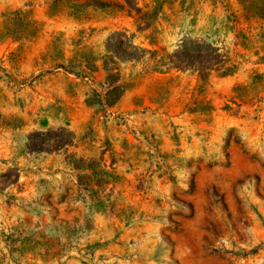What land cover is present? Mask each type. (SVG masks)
<instances>
[{"label":"rangeland","instance_id":"374dc122","mask_svg":"<svg viewBox=\"0 0 264 264\" xmlns=\"http://www.w3.org/2000/svg\"><path fill=\"white\" fill-rule=\"evenodd\" d=\"M108 1L76 18L51 0H0V264H264V18L240 0H133L158 4L140 29ZM20 14L32 32L19 33ZM114 32L146 53L114 59L127 86L114 106L88 104L105 92ZM186 40L234 71L153 69L152 52ZM82 47L98 71L55 66ZM58 127L72 146L26 149L29 133ZM72 154L103 173L75 169Z\"/></svg>","mask_w":264,"mask_h":264},{"label":"trees","instance_id":"16d2710c","mask_svg":"<svg viewBox=\"0 0 264 264\" xmlns=\"http://www.w3.org/2000/svg\"><path fill=\"white\" fill-rule=\"evenodd\" d=\"M127 7L128 14L136 18L140 29L148 28L151 20L156 13L158 4L153 9L143 10L138 7L133 0H123ZM243 10L247 16H258L264 18V0H240ZM115 5L108 0H51L50 7L55 9H68L70 14L76 18H85L89 9L112 8ZM21 21V33L32 32L35 28L32 23L24 18V15H18ZM8 21L7 24H9ZM9 30V28H8ZM24 37V36H23ZM188 44V45H187ZM105 48L107 54L103 58L102 67L106 73L102 88L105 89L103 96L96 90L87 95L86 103L98 104L111 107L114 106L124 95L127 86L119 82L120 72L115 66V58L124 61H137L144 57L146 50L142 49L129 39L123 32H114L107 37ZM58 58H63L62 53H56ZM156 53L152 52L151 56L155 60L154 70L160 66H170L178 69H194L199 72L202 78H207L212 71L220 72L222 75L231 74L235 66L227 54L219 52V48L212 46L201 40H186L180 48L171 54L160 58L155 57ZM97 59L87 49L82 47L77 50L71 58L65 62H57L55 66L62 68L70 73L82 78L88 77L90 73L98 71ZM75 142V135L64 127L48 129L46 131H33L27 135L26 149L29 152H55L72 146ZM69 163L78 170H88L91 175L103 173L93 166L91 159L75 158V154L67 157ZM89 188L91 183L86 184ZM91 189V188H90Z\"/></svg>","mask_w":264,"mask_h":264}]
</instances>
